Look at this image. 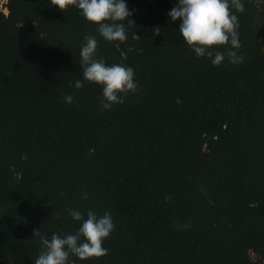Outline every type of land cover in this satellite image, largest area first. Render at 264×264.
I'll list each match as a JSON object with an SVG mask.
<instances>
[{
	"label": "trees",
	"instance_id": "obj_1",
	"mask_svg": "<svg viewBox=\"0 0 264 264\" xmlns=\"http://www.w3.org/2000/svg\"><path fill=\"white\" fill-rule=\"evenodd\" d=\"M126 2L112 42L72 4L0 3V264H34L33 229L74 233L69 208L115 225L106 256L75 264H264V0H242L243 60L219 65L184 43L178 0ZM85 35L134 69L110 110L83 81Z\"/></svg>",
	"mask_w": 264,
	"mask_h": 264
},
{
	"label": "clouds",
	"instance_id": "obj_2",
	"mask_svg": "<svg viewBox=\"0 0 264 264\" xmlns=\"http://www.w3.org/2000/svg\"><path fill=\"white\" fill-rule=\"evenodd\" d=\"M50 3L61 10L69 4L74 5L109 42L124 41L127 38L126 26L134 24L130 19L133 11L126 0H50ZM236 11H244L242 0H178L168 16L171 21L179 20V33L197 58L206 56L211 58L213 65H219L226 57L232 63L243 60V56L234 51L240 48ZM97 43L95 36H84L80 50L83 81L101 86L100 108L110 110L114 104H123L125 94L135 92L138 83L133 67L107 64L104 59L96 58ZM225 45L228 47L224 51L217 47ZM83 81L76 80L75 88H82ZM64 101L72 103V95L64 96ZM82 198L87 199V193ZM67 211L74 221L80 222L74 233L60 235L53 232L49 238L41 229H33V238H38L41 245L34 264H75L70 260L71 256L86 261L109 253L103 245L115 228L111 213L105 211L98 215L89 209L85 216L76 209Z\"/></svg>",
	"mask_w": 264,
	"mask_h": 264
},
{
	"label": "rangeland",
	"instance_id": "obj_3",
	"mask_svg": "<svg viewBox=\"0 0 264 264\" xmlns=\"http://www.w3.org/2000/svg\"><path fill=\"white\" fill-rule=\"evenodd\" d=\"M2 1H4V0H0V3H1ZM4 12L6 13V11H5V10H4ZM251 258H254V256H252V255H251Z\"/></svg>",
	"mask_w": 264,
	"mask_h": 264
},
{
	"label": "built area",
	"instance_id": "obj_4",
	"mask_svg": "<svg viewBox=\"0 0 264 264\" xmlns=\"http://www.w3.org/2000/svg\"><path fill=\"white\" fill-rule=\"evenodd\" d=\"M4 1H5V0H4ZM1 3H3V1H2Z\"/></svg>",
	"mask_w": 264,
	"mask_h": 264
}]
</instances>
